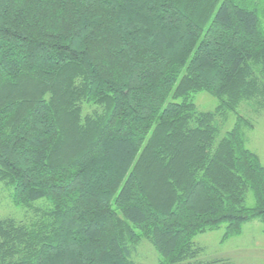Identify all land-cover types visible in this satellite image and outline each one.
<instances>
[{"label":"trees","instance_id":"obj_1","mask_svg":"<svg viewBox=\"0 0 264 264\" xmlns=\"http://www.w3.org/2000/svg\"><path fill=\"white\" fill-rule=\"evenodd\" d=\"M244 102L264 109V0H0V184L25 213L0 264H135L142 239L198 264L196 235L264 224L251 124L218 126Z\"/></svg>","mask_w":264,"mask_h":264},{"label":"rangeland","instance_id":"obj_2","mask_svg":"<svg viewBox=\"0 0 264 264\" xmlns=\"http://www.w3.org/2000/svg\"><path fill=\"white\" fill-rule=\"evenodd\" d=\"M193 103L199 112H210L218 101L205 92L193 95ZM237 117L247 120L251 128L241 125L246 147L254 152L264 167V109L256 111L252 102H244L235 112L228 113L224 119L218 118L220 135L232 130ZM253 198L249 192L246 205L251 207ZM24 210L14 207L10 200V190L0 184V218L23 220ZM225 225L220 228L196 235L192 242L199 249L198 264L218 261L216 264H264V224L257 218L244 222L237 235L224 239ZM135 264H158V255L152 245L142 239L132 253Z\"/></svg>","mask_w":264,"mask_h":264}]
</instances>
